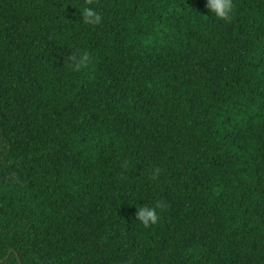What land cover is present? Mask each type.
<instances>
[{"label":"trees","instance_id":"1","mask_svg":"<svg viewBox=\"0 0 264 264\" xmlns=\"http://www.w3.org/2000/svg\"><path fill=\"white\" fill-rule=\"evenodd\" d=\"M92 2L0 0V264H264V0Z\"/></svg>","mask_w":264,"mask_h":264},{"label":"clouds","instance_id":"2","mask_svg":"<svg viewBox=\"0 0 264 264\" xmlns=\"http://www.w3.org/2000/svg\"><path fill=\"white\" fill-rule=\"evenodd\" d=\"M206 7L210 10L212 16L217 20L230 23L235 16L236 5L234 0H207ZM83 23L90 26L100 25L102 23V12L93 5L92 0H85L81 5ZM68 65L69 70L81 72L88 69L91 64V55L88 51L79 54H72ZM167 204L163 200H158L154 204H144L137 207V221L148 229L160 223L161 214L166 209ZM128 264H132L129 260Z\"/></svg>","mask_w":264,"mask_h":264}]
</instances>
